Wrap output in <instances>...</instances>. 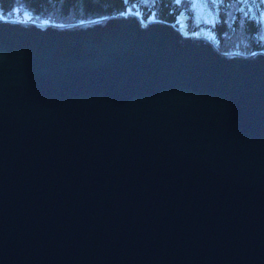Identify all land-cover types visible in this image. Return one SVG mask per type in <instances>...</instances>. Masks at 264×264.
I'll return each mask as SVG.
<instances>
[{
	"label": "water",
	"instance_id": "95a60500",
	"mask_svg": "<svg viewBox=\"0 0 264 264\" xmlns=\"http://www.w3.org/2000/svg\"><path fill=\"white\" fill-rule=\"evenodd\" d=\"M184 16L0 17V264H264V49Z\"/></svg>",
	"mask_w": 264,
	"mask_h": 264
},
{
	"label": "trees",
	"instance_id": "16d2710c",
	"mask_svg": "<svg viewBox=\"0 0 264 264\" xmlns=\"http://www.w3.org/2000/svg\"><path fill=\"white\" fill-rule=\"evenodd\" d=\"M256 9V3L261 4L264 8L263 0H249ZM238 4V0H219L217 22L213 26H203L201 28L209 29L214 32L217 39L227 32L226 27V11L229 3ZM137 4V5H135ZM135 6L140 8L142 15L154 13L156 18L165 22L173 23L176 16L184 9L172 0H156L151 6L142 5L140 0H0V15L4 17H15V10H22L31 16V21L41 22L55 20L70 21L72 24H81L91 22L108 17L115 13H119L129 8L134 11ZM186 13H188L186 11ZM243 21V32L247 40V44L252 51L264 49V43L259 41L257 37L258 23L252 18L241 17L239 12L233 13L232 30L237 25V19ZM188 28L197 30L188 20ZM219 44V43H218Z\"/></svg>",
	"mask_w": 264,
	"mask_h": 264
},
{
	"label": "rangeland",
	"instance_id": "374dc122",
	"mask_svg": "<svg viewBox=\"0 0 264 264\" xmlns=\"http://www.w3.org/2000/svg\"><path fill=\"white\" fill-rule=\"evenodd\" d=\"M154 1L156 0H140L142 5L151 6ZM172 2H176L183 8L184 10L180 12V14L188 15L189 21L192 24V26L196 28H201L203 26H213L217 22V12H218V3L219 0H172ZM260 2V0H258ZM264 3V0H263ZM137 5V4H135ZM256 9L253 8V5L249 0H238V4H235L234 2L229 3L227 6L226 11V27L227 32L220 37V40L218 39V50L219 52H222L224 54H231V53H238L241 55H250L252 54V50L249 48V45L247 44V40L245 38L244 32H243V21L238 18L237 19V25L234 30H232V19H233V13L239 12L241 14V17L246 18H252L253 20H256L258 23V33H257V39L259 41H262L264 43V8L261 7V4L256 3ZM133 12H139L140 14H143L140 11V8L138 6L134 7ZM130 10V9H129ZM186 11L188 13H186ZM15 14V17L9 18V17H0L2 19H22L26 20L23 15L26 14L22 10H15L13 13ZM150 15V14H149ZM27 20H32L31 16L28 15ZM47 23L58 25V24H71L70 21H55L49 19ZM73 24V23H72ZM206 29V28H202Z\"/></svg>",
	"mask_w": 264,
	"mask_h": 264
},
{
	"label": "bare ground",
	"instance_id": "6f19581e",
	"mask_svg": "<svg viewBox=\"0 0 264 264\" xmlns=\"http://www.w3.org/2000/svg\"><path fill=\"white\" fill-rule=\"evenodd\" d=\"M125 12H126V14H128L129 11L126 10ZM184 17H185V16H184L183 14L177 16V20H178V21H181V22H179V23H182V21H184ZM199 33H200V32H199Z\"/></svg>",
	"mask_w": 264,
	"mask_h": 264
},
{
	"label": "built area",
	"instance_id": "2783aa9c",
	"mask_svg": "<svg viewBox=\"0 0 264 264\" xmlns=\"http://www.w3.org/2000/svg\"><path fill=\"white\" fill-rule=\"evenodd\" d=\"M243 56V55H242Z\"/></svg>",
	"mask_w": 264,
	"mask_h": 264
},
{
	"label": "clouds",
	"instance_id": "9594fccd",
	"mask_svg": "<svg viewBox=\"0 0 264 264\" xmlns=\"http://www.w3.org/2000/svg\"><path fill=\"white\" fill-rule=\"evenodd\" d=\"M218 40V39H217Z\"/></svg>",
	"mask_w": 264,
	"mask_h": 264
}]
</instances>
